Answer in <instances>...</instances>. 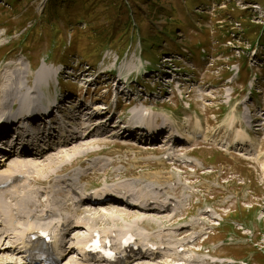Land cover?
Listing matches in <instances>:
<instances>
[{
    "label": "rangeland",
    "instance_id": "obj_1",
    "mask_svg": "<svg viewBox=\"0 0 264 264\" xmlns=\"http://www.w3.org/2000/svg\"><path fill=\"white\" fill-rule=\"evenodd\" d=\"M147 67L164 69L166 77L169 69L176 67L181 80L173 88L166 87L164 81L152 82V89L133 84V94L119 92L121 97L130 96L132 105L124 99L119 103L109 100V109L118 104L117 113L122 116L115 115L104 125L110 111L101 110L96 116L101 121H80L89 129L104 122L102 137L80 138L62 148L61 136L54 132L53 141L44 145V156L31 158L37 168L29 165L30 170L12 189L24 204L19 205L23 219L20 228H26L27 215L34 212L36 222L50 224L56 235V227L63 221L62 203L71 206L70 212L65 210L71 217L78 208L71 188L63 184L73 178L77 185L71 186L79 195L84 189L97 193L110 188L125 190L131 196L127 200L134 206L119 201L81 207L90 217L107 215L95 223V228L107 234L116 247L118 236L128 231L140 244L167 242L168 250H163L156 261L172 260L168 256L173 249L185 245V258L195 259V264H264V158L248 157L203 141L168 151L171 147L165 145L162 136L152 143L111 134L112 130L119 134L123 129L119 120L129 122L135 112L147 109L176 130L196 123L200 115L205 132L215 142L224 137L225 125L235 115L258 151L264 153V0H0V109L14 85L17 88L13 83L15 71L26 72L23 81L27 83L28 78L30 83L46 68L49 77L42 81L40 95L46 91L45 97L58 94L63 98V116L72 122L68 128L72 131L76 115L90 113L94 106L103 108L109 92V72L134 76ZM147 76L145 84L150 80ZM135 100L139 102L135 104ZM17 111L19 106L14 113ZM253 113L263 119L249 129L246 119ZM85 132L90 131L74 136H84ZM80 148L93 154L70 163V157L78 156ZM100 149L102 153H94ZM158 149L164 152L153 153ZM176 150L190 154L175 155ZM164 155L176 159L168 169L155 164L149 165L156 169L146 167L149 156L168 160ZM23 158L14 155L7 164L2 161L3 173L13 171V165ZM100 160L110 164L106 173L93 170ZM126 171L128 175L123 174ZM86 174L84 180L79 179ZM46 180L48 184L43 185ZM58 192L65 196L57 197ZM8 195L12 202V194ZM146 197H159L160 202L172 198L173 206L159 214L146 213L141 210L144 205L134 204ZM32 198H40L45 206L28 205L27 199ZM48 211L51 217L43 220ZM177 212L178 223L172 226L170 220ZM137 218L145 221L143 226ZM180 228L188 233L176 237ZM3 229L0 226V231ZM71 234L84 237L87 228ZM73 242L69 245L74 247ZM19 250L8 251L7 257L0 254V264L6 259L23 264ZM80 255L75 249L61 257L59 264H80ZM156 261L145 258L130 264Z\"/></svg>",
    "mask_w": 264,
    "mask_h": 264
},
{
    "label": "bare ground",
    "instance_id": "obj_2",
    "mask_svg": "<svg viewBox=\"0 0 264 264\" xmlns=\"http://www.w3.org/2000/svg\"><path fill=\"white\" fill-rule=\"evenodd\" d=\"M8 66H9V64H8ZM47 73H48L47 69L43 68L42 71H39L38 76L35 77L34 81L32 79V81L30 80V83H29L28 78H27L26 79L27 83L26 82L24 83L23 77H25L26 72H23L22 70L14 72L13 83L16 82L17 88H15L16 86L14 85L12 93L8 94V96L6 97V100H5L6 103H3V107H1V109H0V134L9 129L8 125L10 122L16 123V120H18V119H15V116L17 114H20L19 118H21L22 115L27 113V112H28V115H30V113H31L33 116L35 115L34 116L35 118L38 117L40 110H38L37 106H39V104L43 105V103L40 100L41 99L40 87H41L42 81L47 78L46 76L49 77V75H46ZM10 75H11V73L9 74V76ZM34 82L36 83L35 87H34ZM128 82H132V77H131V79H129ZM6 87H5V89H6ZM35 93H38L37 96L35 98H32L31 96ZM31 99H32V101H31ZM16 102H19V103L15 104ZM46 103H48V102H46ZM17 106H19V111L17 113L16 112L14 113V110L16 109ZM94 107L96 108V106H94ZM239 108H240V105H238V109ZM110 109L112 112L113 108H110ZM108 115H110V114H108ZM135 115L138 118L143 117L144 123H146V124H148L147 121L152 123L153 119L156 118L155 116L148 115L147 111H144V110H142L141 112H135ZM200 117H201L200 115H197L196 123L189 122L187 124L189 126H193L196 130H198V132L203 133L205 141L210 140L208 134L204 130V127L202 125ZM111 119H112V116L110 118H108V121ZM108 121L105 122L104 125H106L108 123ZM246 122H248V118L246 119ZM103 123L101 125H103ZM164 126H165V124L163 125L162 123H160L159 125H158V123L155 124L154 126L151 127V132L149 134H147L146 136L151 137L152 140H156L157 136L155 135L154 137H152L153 134L156 133V131H158V130L160 131V129H163ZM239 128H241V123L238 121L237 117L235 115H233L232 117H230L228 119V121L225 125L224 137L216 139L215 141L217 142V144H226L227 147L230 149L233 147H236L237 151H239L241 153H245V155H247L248 157L254 156L256 158H264V153H261L258 151L257 145L255 144L253 139L249 136L247 130L244 128H241V131H240ZM101 129H102V127H100L98 129L99 132H97L96 135H93V132L90 131L88 133L85 132V135L84 136L81 135L80 137L79 136H73V135H75L74 133H77V131H79V129L76 130V132H72V135L68 134L67 131H60L61 132V139H62L61 143L63 144L62 148L68 147L69 145H73V144L77 143L79 140H81L82 138L87 139L90 136L102 137L104 132H101L100 131ZM183 129H186L185 126ZM80 130H82V129H80ZM83 130L86 131V129H83ZM44 132L45 131L42 130L40 127L39 137H41V139H43L44 141H46L48 143L53 141L54 130L52 128L50 129L49 138L43 137ZM188 132H190V131L185 130L184 137L187 136L186 138L189 141L194 140L193 137H191V136L189 137L187 135ZM6 133H8V132H6ZM65 133H67V134H65ZM151 133H153V134H151ZM24 134H25V131L20 130V136L22 137ZM116 134H118V133L116 130H114L113 135H116ZM63 138H64V140H63ZM170 138H172V137H170ZM71 141H73V142L71 143ZM95 147H97V146H95ZM98 147H100V146H98ZM43 148L45 149L46 147H43ZM93 149H92V151H93ZM85 150L86 151L84 152V151H82V148L77 149L79 154H78V156L75 157V154L73 153L74 156H71L69 159V160H71L70 163L73 164L74 162L78 161L80 156H84V154H87V155L93 154V152L87 153L88 150L87 149H85ZM167 150L171 151V149H167ZM95 151L96 152H94V153H96V154L103 152L102 149L95 150ZM163 152H164L163 150H159V149L153 151V153H163ZM180 152L185 153V155L190 154V152H186V151L184 152V151H179V150H176L174 153H175V155H180ZM146 153H149V152H146ZM33 154H34V156H33ZM44 154H45L44 151L41 153H39V152L34 153V152L29 151V149L25 148L23 150V152L21 153L20 158H23V157H26L29 155H31V156L27 157L25 159L23 158L24 160L19 161L18 163L14 164L12 167L13 171L8 172V173H3V166L2 167L0 166V226L2 228H4L3 230L0 231V238L2 239V242L0 243V254L2 257L4 255L7 257L8 251L15 253V248L19 247L20 250H19L18 254L19 255L22 254V260H24L23 264L30 263L27 260L29 257L30 249L32 248V246H34V244H31V243L27 244V243H29V241L33 237H39V235L42 231H47L50 233V227L51 226L48 223H42V222L37 223L36 222L37 219L35 218V214H33L34 212H30V213H28L27 218H26L27 219V223L25 224L26 228L21 229L20 227L23 225L21 223L23 219H20L21 208H19V205L21 204L24 207V204H22V202L17 199V194H15L12 191V188L13 187L16 188L15 187L16 184H13V183L16 180H19L20 176L23 175L25 171L27 172L28 170H30L28 168L29 165L36 167L37 164L35 163V161L31 160V158L38 159V158L43 157ZM257 155H258V157H257ZM11 158L12 157L9 155H4L3 159L0 160V164L2 163V161L5 164H7ZM86 160H88V157H86ZM172 160H175V159L172 158ZM145 162L148 163V164L146 163V167H149L152 169H156V168H155V166H151L149 164L164 166V167H166V169H168L171 165L170 162L163 161L160 158H158V156L154 157V158L149 156ZM15 165H16L17 169H16ZM65 165H68V164H65ZM101 165H102V167H101ZM109 165L110 164L108 162H105L104 160H100L99 162H95L96 168L93 170H94V172L104 171L106 173V169ZM32 169H34V168H32ZM96 174H98V173H96ZM123 174L128 175L129 171H126V173H123ZM87 176H88L87 174L81 175L79 177V179L84 180ZM48 182H49V180H46L43 185L48 184ZM6 183H10L8 187L5 186ZM71 183H75V182H73V178H71L69 180H65L63 182V184H65L71 188L72 193L75 197H77V198L81 197L82 198V197H85L89 194V192H87L86 194L83 192L82 196H77V191L72 188ZM74 185H77V184H74ZM8 193L12 194V198H11L12 202H10L8 200V196H9ZM113 193H115V192L112 191V189H110V188H106L103 191L98 192V194L106 195L107 198L113 196ZM3 194H5V195H3ZM121 194L125 198H129L128 193L125 192L124 190L121 191ZM102 195H99L100 198H103ZM56 196L57 197L65 196V194L58 192L56 194ZM20 199H22V198H20ZM113 199L117 200L118 198H113ZM13 203H14V205H12ZM26 203L28 205L32 204L33 206L39 207V208L45 206L44 201H41L40 198L27 199ZM135 203H140L139 206L144 205V209H141L143 212H146V213L152 212V213H158L159 214V213L165 212L166 210H169L172 207L173 199L172 198H166V200H164L163 202H160L159 197H157V198L146 197V198L142 199V201L134 202V204ZM77 204H78V201L75 202L76 206H78ZM97 204H98V202H97ZM61 210L64 212V213H62L63 221L61 223H59V225L57 227L56 235H54V237H53V241L47 242V240L38 238L36 240V243H35L36 245L43 247V248H47L49 246V243L51 244L52 251L55 253V256H56L55 264L58 262L59 258H61L63 256H67L69 253H71L73 250H75V248H78L79 251L81 252V254L83 255L84 254L83 249L89 245L92 238L98 232V230L95 228V223L99 219L106 218L104 216H107L105 214L100 213V214H95V217H90L89 215L86 214V212L83 213V209L80 206H78L77 210H75L73 212V217H74L73 218L70 215H68V213L66 214V212H65V210L68 212H70L72 210L71 206L67 202L62 203ZM178 214H179V212H177L175 214V216L170 220L172 226L177 225ZM84 215H86L87 217H84ZM43 216H46V218L44 220L48 219L47 214L43 215ZM108 216H110L111 218L118 217V216H113V215H108ZM115 219H118V218H115ZM6 222H9V225L6 224L7 227L5 225ZM137 223H140L143 226L145 221H143L141 218H137ZM160 223L162 224L163 222L160 221ZM85 228H87V234H85L84 237H81L80 235H77V234L72 236L71 232L74 233L76 231H81L82 229H85ZM187 233L188 232L178 231V236H185ZM124 234L125 235L122 238H120V241L118 243L119 248L122 246L124 237L130 233L125 232ZM174 238H176V237H174ZM107 240H109L108 235L104 236V243L105 244H107ZM72 241H74L73 242L75 244L74 247H73V245L72 246L69 245ZM5 243H6V246H5ZM146 248L148 249V253H145L143 255L134 256L133 252H129L128 254L132 257L134 256L132 260L140 261V260H144L145 258H149L150 256H154V255H157V256H155V259H157V258H159V255H162V251L164 250L162 243H159V246H157V247H152L149 244L144 245L142 247V249H144V250ZM174 250H175V253L169 254V256H168L172 260L169 259L170 261H168V260L156 261L155 259H153L154 261H156L155 264H158V263H160V264H185V263L186 264H195V263H197V261H195V259L192 260V259L184 258L186 256L181 257L182 260L179 261L180 252H178L176 248ZM170 251H171V249H170ZM194 252H199V250H194ZM168 253H169V251H168ZM84 256L85 257H81V255H80V264H107L103 259V255H96V257H87L84 254ZM134 258H136V259H134ZM8 260L9 259H6L7 262L5 264H13L11 262H8ZM89 260H91V261H89ZM132 260L126 261V264H130L132 262ZM85 261L90 262V263H86ZM136 261H134V262H136ZM40 264H48V262L44 261V262H41ZM221 264H224V262L221 261Z\"/></svg>",
    "mask_w": 264,
    "mask_h": 264
}]
</instances>
